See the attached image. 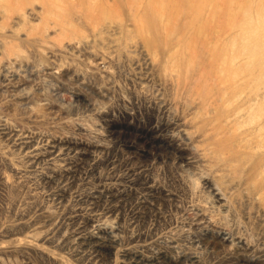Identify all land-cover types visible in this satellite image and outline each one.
<instances>
[{
  "label": "rangeland",
  "instance_id": "obj_1",
  "mask_svg": "<svg viewBox=\"0 0 264 264\" xmlns=\"http://www.w3.org/2000/svg\"><path fill=\"white\" fill-rule=\"evenodd\" d=\"M0 264H264V0H0Z\"/></svg>",
  "mask_w": 264,
  "mask_h": 264
},
{
  "label": "bare ground",
  "instance_id": "obj_2",
  "mask_svg": "<svg viewBox=\"0 0 264 264\" xmlns=\"http://www.w3.org/2000/svg\"><path fill=\"white\" fill-rule=\"evenodd\" d=\"M73 146H74V145H73ZM108 194H109V193H108ZM110 194H111V193H110ZM99 200H100V199H99ZM135 256H136V255H135ZM157 257H158V256H157ZM157 257H156V258H157ZM159 259H160V258H159ZM156 261H157V260H156ZM153 262H154V261H153Z\"/></svg>",
  "mask_w": 264,
  "mask_h": 264
}]
</instances>
